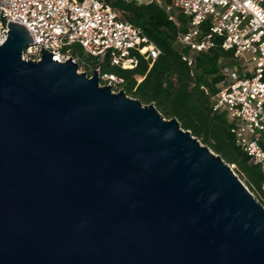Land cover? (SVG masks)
<instances>
[{
  "label": "water",
  "instance_id": "1",
  "mask_svg": "<svg viewBox=\"0 0 264 264\" xmlns=\"http://www.w3.org/2000/svg\"><path fill=\"white\" fill-rule=\"evenodd\" d=\"M3 32L0 264H264V206L219 154Z\"/></svg>",
  "mask_w": 264,
  "mask_h": 264
},
{
  "label": "built area",
  "instance_id": "2",
  "mask_svg": "<svg viewBox=\"0 0 264 264\" xmlns=\"http://www.w3.org/2000/svg\"><path fill=\"white\" fill-rule=\"evenodd\" d=\"M124 1L160 5L178 28L182 21L176 12L186 16V29L179 32L177 41L190 51L183 52L182 59L192 76L196 68L193 53L215 47L216 38L224 50L234 51L237 64L222 69L225 82L218 85L217 91L205 84L201 89L210 97L214 112L229 116L235 144L260 167L264 190V0ZM12 21L23 24L32 36L33 44L25 48L23 58L40 60L45 48L59 62L72 58L79 66L78 72L88 76L93 72L89 74L81 66L76 46L122 69H135L141 58L156 59L161 53L144 30L123 19L108 0H0V43L6 40L8 23ZM95 70L111 83L124 81L117 75L103 74L100 68ZM229 165L242 181L236 165Z\"/></svg>",
  "mask_w": 264,
  "mask_h": 264
},
{
  "label": "trees",
  "instance_id": "3",
  "mask_svg": "<svg viewBox=\"0 0 264 264\" xmlns=\"http://www.w3.org/2000/svg\"><path fill=\"white\" fill-rule=\"evenodd\" d=\"M121 12L123 19L140 26L161 49L156 59L141 58L135 69H122L112 65L108 59L99 61L95 56L85 54L76 46L82 58L81 66L91 74L96 68L104 74H114L124 79L116 84L127 95L139 99L143 104H154L165 118H176L181 127L219 154L227 163L235 164L243 174L247 186L264 204L262 188L263 173L253 164L247 154L236 144L230 131L232 121L225 112H214L210 97L205 95L201 85H208L212 91L225 82L222 69L225 65H236L234 51L224 50L219 38L217 45L208 51L193 53L196 60L195 75L182 59V53H190L177 41L179 32L186 29V19L176 12L182 21L178 28L168 19L165 9L156 4H136L124 0H108ZM168 1V0H166ZM102 79V78H101Z\"/></svg>",
  "mask_w": 264,
  "mask_h": 264
},
{
  "label": "rangeland",
  "instance_id": "4",
  "mask_svg": "<svg viewBox=\"0 0 264 264\" xmlns=\"http://www.w3.org/2000/svg\"><path fill=\"white\" fill-rule=\"evenodd\" d=\"M184 16V15H183ZM184 18L186 19V16H184ZM101 85H110L113 89V91L118 92L119 90H121V88L119 86H116V84L111 83L109 81V79L107 78H102L100 81ZM220 85V84H219ZM202 143V142H201ZM204 144V143H203ZM236 173L240 176V178L242 179V181L247 185L246 179L243 176V174L241 172H239V170L237 168H235Z\"/></svg>",
  "mask_w": 264,
  "mask_h": 264
}]
</instances>
